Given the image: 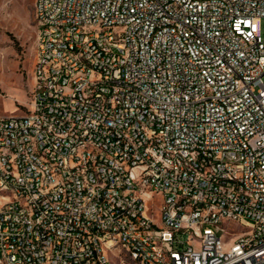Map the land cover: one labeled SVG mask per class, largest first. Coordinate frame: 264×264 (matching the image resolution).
<instances>
[{
    "label": "built area",
    "instance_id": "obj_1",
    "mask_svg": "<svg viewBox=\"0 0 264 264\" xmlns=\"http://www.w3.org/2000/svg\"><path fill=\"white\" fill-rule=\"evenodd\" d=\"M30 105L0 116V264H264V0H34Z\"/></svg>",
    "mask_w": 264,
    "mask_h": 264
},
{
    "label": "rangeland",
    "instance_id": "obj_2",
    "mask_svg": "<svg viewBox=\"0 0 264 264\" xmlns=\"http://www.w3.org/2000/svg\"><path fill=\"white\" fill-rule=\"evenodd\" d=\"M34 0H0V116L24 114L30 105L37 26ZM264 38V19L260 21Z\"/></svg>",
    "mask_w": 264,
    "mask_h": 264
}]
</instances>
